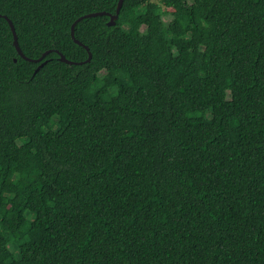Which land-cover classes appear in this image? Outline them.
Listing matches in <instances>:
<instances>
[{
  "label": "trees",
  "instance_id": "1",
  "mask_svg": "<svg viewBox=\"0 0 264 264\" xmlns=\"http://www.w3.org/2000/svg\"><path fill=\"white\" fill-rule=\"evenodd\" d=\"M119 1L0 0V264H264V0Z\"/></svg>",
  "mask_w": 264,
  "mask_h": 264
},
{
  "label": "water",
  "instance_id": "2",
  "mask_svg": "<svg viewBox=\"0 0 264 264\" xmlns=\"http://www.w3.org/2000/svg\"><path fill=\"white\" fill-rule=\"evenodd\" d=\"M123 3H124V0H120V1H119L118 8H117V13H116L115 15H113V14H109V13L100 12V13L88 14V15H85V16L81 17L80 19H78V20L73 24V26H72V37H73V39H74L78 44L83 45L81 42H79V41L76 40V38H75V28H76L77 24H78L81 20H84V19H86V18H91V17H95V16H101V15H108V16L110 17V20H109V22H108V25H110V26L115 25V24H116V20H117L118 17H119V14H120L121 8H122V6H123ZM0 17H1V15H0ZM5 18L8 20V22H9V24H10V26H11V29H12V32H13V35H14V45H15V47H16L18 53L21 55V57H23V58L26 59V60L33 61V62H36V63L41 62L42 59H43V58H44L49 52L45 53L40 59H37V60H32V59L28 58V57L23 53V51L21 50V47H20V45H19L18 35H17V32H16V29H15V26H14L13 22H12L11 20H9L7 17H5ZM87 49L89 50L88 47H87ZM58 53H59V52H58ZM59 54H60V58H61V60H62L63 62H66L67 64H76V63L73 62V61H69V60H67L66 57H65L63 54H61V53H59ZM91 59H92V53L89 52V59H88L87 62H90ZM44 64H45V63L41 64L40 67H39L36 71H38V70H39ZM80 64H82V63H80Z\"/></svg>",
  "mask_w": 264,
  "mask_h": 264
},
{
  "label": "rangeland",
  "instance_id": "3",
  "mask_svg": "<svg viewBox=\"0 0 264 264\" xmlns=\"http://www.w3.org/2000/svg\"><path fill=\"white\" fill-rule=\"evenodd\" d=\"M171 19H172L171 16H167V15L164 16V20H165V22H167V23L170 22ZM144 28H145V27L142 28V31L145 30ZM12 249H13V248H12Z\"/></svg>",
  "mask_w": 264,
  "mask_h": 264
}]
</instances>
